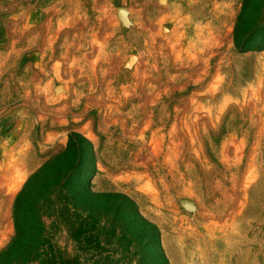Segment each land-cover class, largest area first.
<instances>
[{
	"label": "rangeland",
	"instance_id": "obj_1",
	"mask_svg": "<svg viewBox=\"0 0 264 264\" xmlns=\"http://www.w3.org/2000/svg\"><path fill=\"white\" fill-rule=\"evenodd\" d=\"M236 29L256 30L245 52ZM259 47L264 0H0V252L17 196L78 134L110 197L99 240L45 214L51 248L27 264H264Z\"/></svg>",
	"mask_w": 264,
	"mask_h": 264
},
{
	"label": "trees",
	"instance_id": "obj_2",
	"mask_svg": "<svg viewBox=\"0 0 264 264\" xmlns=\"http://www.w3.org/2000/svg\"><path fill=\"white\" fill-rule=\"evenodd\" d=\"M255 31L246 33L236 29L234 36L240 52L248 50L245 44ZM258 50H264V47ZM95 168L92 143L82 135L71 134L65 150L33 174L17 196L14 206L15 236L0 252V264H27L32 255H42L44 246L48 244L51 248L44 231L45 214L55 215L57 222L64 224L79 246L86 240L96 245L100 237L97 229L100 222L98 206L103 198L110 197L93 193L88 178L93 176ZM129 202L135 209V216L146 224L134 203ZM152 228L157 235L151 234L157 237L158 243V230ZM66 262L81 264L78 256Z\"/></svg>",
	"mask_w": 264,
	"mask_h": 264
},
{
	"label": "water",
	"instance_id": "obj_3",
	"mask_svg": "<svg viewBox=\"0 0 264 264\" xmlns=\"http://www.w3.org/2000/svg\"><path fill=\"white\" fill-rule=\"evenodd\" d=\"M121 12L123 13L124 10H121ZM135 61H136V57H132L130 65H132Z\"/></svg>",
	"mask_w": 264,
	"mask_h": 264
}]
</instances>
